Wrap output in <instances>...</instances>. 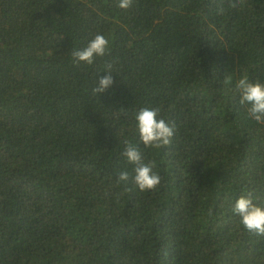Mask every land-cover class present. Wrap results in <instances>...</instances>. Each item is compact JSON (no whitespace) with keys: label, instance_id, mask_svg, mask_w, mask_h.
Segmentation results:
<instances>
[{"label":"trees","instance_id":"16d2710c","mask_svg":"<svg viewBox=\"0 0 264 264\" xmlns=\"http://www.w3.org/2000/svg\"><path fill=\"white\" fill-rule=\"evenodd\" d=\"M118 2L0 0V264H264L232 212L249 190L264 207V125L235 88L264 83V0ZM96 34L110 51L74 63ZM143 107L175 125L169 146L139 141ZM125 140L154 190L132 183Z\"/></svg>","mask_w":264,"mask_h":264},{"label":"clouds","instance_id":"9594fccd","mask_svg":"<svg viewBox=\"0 0 264 264\" xmlns=\"http://www.w3.org/2000/svg\"><path fill=\"white\" fill-rule=\"evenodd\" d=\"M243 0H228V7L236 8ZM132 0H119L120 9H128ZM218 14H223L224 7L218 8ZM109 40L103 34H96L88 44L79 49H73L71 56L76 64L84 63L91 65L94 58L103 57L108 52ZM112 63L105 65V73L98 81V86L92 91L96 95L107 90L113 84ZM239 93V104L247 105L248 117L259 125H264V83L250 82L247 75L242 76L235 85ZM159 107H143L135 115L136 130L139 141L144 147L161 149L172 143L175 134V125L164 119ZM123 156L127 162L133 165L134 175L131 177L135 187L143 192L157 188L161 183V176L155 171V162H146L137 145L130 141H124ZM129 173L123 171L117 178V183L128 182ZM130 189H125L129 191ZM232 212L240 218V224L245 230L256 236H264V207L253 202L252 191L241 195L232 206Z\"/></svg>","mask_w":264,"mask_h":264}]
</instances>
